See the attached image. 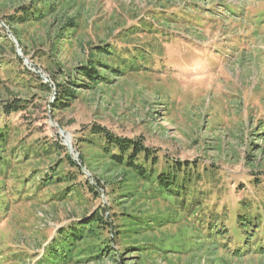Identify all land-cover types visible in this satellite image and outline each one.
Returning <instances> with one entry per match:
<instances>
[{"label": "rangeland", "instance_id": "1", "mask_svg": "<svg viewBox=\"0 0 264 264\" xmlns=\"http://www.w3.org/2000/svg\"><path fill=\"white\" fill-rule=\"evenodd\" d=\"M33 1L0 0V264H51L97 210L106 229L62 264H264V0H50L6 22ZM93 125L196 162L199 183L168 195Z\"/></svg>", "mask_w": 264, "mask_h": 264}, {"label": "trees", "instance_id": "2", "mask_svg": "<svg viewBox=\"0 0 264 264\" xmlns=\"http://www.w3.org/2000/svg\"><path fill=\"white\" fill-rule=\"evenodd\" d=\"M53 12L54 10L50 0H34L29 5L21 6L17 13L7 15L6 18L8 21L6 20V22L13 25L25 24L33 21L40 22L43 21L44 17L49 13ZM68 25L74 26L75 23L69 21ZM98 48L99 51L106 50L105 48L101 49L100 46H98ZM93 67L94 66L83 68L82 74L98 84L100 83V80H105V77H101ZM27 71L31 74H36L29 69ZM45 87L49 90L48 85H45ZM59 92H62V95H59L57 99L62 105H65L63 106L64 108L66 107V104H69L72 99L76 97V95L72 91L70 92V89H67V87L61 89ZM13 105L15 104L11 103L6 111L19 109V105L18 107H14ZM91 130L93 133L99 135V137L101 136L103 139V149L112 153L111 157L115 165L133 171L136 176L146 182L151 183V181H154L157 187L168 195H178L182 189H187V185H196L199 183L200 168L194 161L185 160L184 162L176 161L175 163V161L171 162L166 157L164 161H162L159 151L146 145L143 140L117 136L101 126L93 125ZM0 140L3 144L6 143V132H0ZM65 157H67L69 162L72 161L69 154ZM205 170L206 166L203 167V171ZM193 176H195V180H193ZM89 189L92 190L93 187L90 186ZM93 191L95 190L93 189ZM72 192L73 191L71 190L70 193ZM243 219H245V217H243ZM248 221H251V217L248 218ZM107 224L108 223L101 217L100 211L97 210L96 212L91 213L81 225L72 226L75 228L69 230H60L57 243L54 242V244L52 243L53 245L51 244L52 246L50 245V247H48V254L50 256L49 262L51 264L70 263L72 260L71 256H77V254H74V250L78 249V243L89 240L93 237L92 235L94 233V237H97L100 234L99 228L106 229L105 225ZM97 230H99V234ZM89 247L93 250L95 249L94 244ZM96 249L99 251L97 257H101V254L110 250L111 246H100ZM93 257L94 256H91V258ZM112 258L115 259V261L117 260L115 257Z\"/></svg>", "mask_w": 264, "mask_h": 264}, {"label": "built area", "instance_id": "3", "mask_svg": "<svg viewBox=\"0 0 264 264\" xmlns=\"http://www.w3.org/2000/svg\"><path fill=\"white\" fill-rule=\"evenodd\" d=\"M28 66V69L36 74H40L39 76H41L42 78H45V76L42 74V71L40 70L39 67H37L36 65L34 64H31V63H28L27 64ZM45 80L48 82L49 80L47 78H45Z\"/></svg>", "mask_w": 264, "mask_h": 264}]
</instances>
